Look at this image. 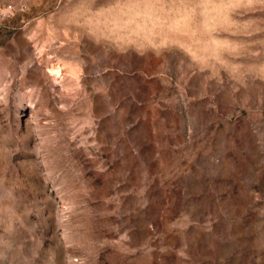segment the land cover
<instances>
[{
  "label": "rangeland",
  "instance_id": "1",
  "mask_svg": "<svg viewBox=\"0 0 264 264\" xmlns=\"http://www.w3.org/2000/svg\"><path fill=\"white\" fill-rule=\"evenodd\" d=\"M0 264H264V0H0Z\"/></svg>",
  "mask_w": 264,
  "mask_h": 264
}]
</instances>
